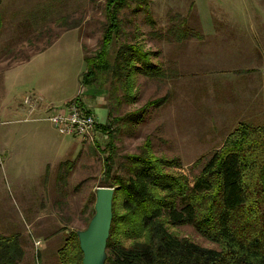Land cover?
<instances>
[{
    "label": "rangeland",
    "instance_id": "1",
    "mask_svg": "<svg viewBox=\"0 0 264 264\" xmlns=\"http://www.w3.org/2000/svg\"><path fill=\"white\" fill-rule=\"evenodd\" d=\"M197 1L134 0L121 12L122 29L113 47L133 40L143 44L144 49L157 54L154 62L168 76L162 80L137 76L132 104L125 102L118 86L117 97L110 101V84L92 90L80 84L86 68L83 56L94 55L100 47L105 0L1 1L0 234L21 235L25 251L22 264H59L56 252L62 241L70 232L87 227L95 190L107 185L102 177L105 135L94 131L87 138L60 136L47 120L51 107H65L69 103L62 102L71 97L77 104L84 100L83 106L90 111L94 108L101 125L117 130L114 146L119 156L136 152L149 137L153 153L178 158L180 172L188 177L201 169L190 171V167L221 148L239 125L227 124L236 110L227 113L225 108L229 102L245 99L247 85L263 87L264 38L222 35L199 42L189 36L196 34L194 30L188 33L190 41L181 47L173 41L179 32L170 28L185 26L182 10ZM139 5L142 9L135 12ZM44 7L51 14L35 28L48 31V35L57 32L56 38H46L45 33L39 38L34 31L24 29L27 13ZM221 15L218 19L223 29L227 16L224 12ZM60 18L67 20L60 23ZM188 23L196 24L195 18H189ZM244 29L254 28H238ZM47 40L52 42L50 47L35 61L9 71L28 62ZM30 86L38 87L44 95L40 105H48L45 113L31 114V103L22 104L24 97H35L32 94L37 90L33 92ZM160 98H165L164 103L146 110L137 124L117 121ZM100 99L105 102L101 107L97 105ZM107 105L112 108L109 117ZM260 111L263 117L259 115L251 125L264 127V109ZM177 232L201 247L214 248L191 227H181Z\"/></svg>",
    "mask_w": 264,
    "mask_h": 264
},
{
    "label": "trees",
    "instance_id": "2",
    "mask_svg": "<svg viewBox=\"0 0 264 264\" xmlns=\"http://www.w3.org/2000/svg\"><path fill=\"white\" fill-rule=\"evenodd\" d=\"M133 1L105 0L100 47L94 55L83 57L86 68L80 76V84L91 90L110 84V101L120 88L129 104L135 99L137 76L168 78L154 62L157 54L144 49L143 44L133 40L113 47L122 29L119 16ZM140 9L139 5L134 11ZM49 14L46 7L29 11L24 29L34 31L39 38L44 33L46 38H56L57 32L48 35V31L35 28ZM170 29L179 32L174 42L187 39L186 24ZM51 43L47 40L37 51H45ZM164 99L149 101L117 121L137 124L146 110L160 107ZM106 107L109 117L112 108ZM95 131L106 137L102 177L105 187L114 189L105 264H264V127L240 123L221 148L190 167V171L201 167L190 178L180 172L178 158L156 156L149 137L136 152L119 156L114 146L117 130L98 122ZM93 214L94 207L88 211V223ZM186 226L214 248L201 247L181 236L177 230ZM24 257L21 235L0 234V264H22ZM56 258L59 264H82L76 232L62 241Z\"/></svg>",
    "mask_w": 264,
    "mask_h": 264
},
{
    "label": "crops",
    "instance_id": "3",
    "mask_svg": "<svg viewBox=\"0 0 264 264\" xmlns=\"http://www.w3.org/2000/svg\"><path fill=\"white\" fill-rule=\"evenodd\" d=\"M182 12H184L182 17L183 20L187 22L186 26L187 28H189V32L196 30V34H189L190 38L195 37L199 42H202L203 38H222V35H224L226 38H264V0H198L197 3L195 2L192 5H188L185 9L182 10ZM221 12H224V15L227 16V26H225V28L223 29H221L222 25H219V19H222ZM193 17L196 20V24H189V18L193 19ZM237 19H240V21H237ZM254 19L256 20V22H254ZM246 26L254 29H244L245 31L238 30V28H245ZM190 38L187 37V39H183L182 43H179L182 44L181 47H184V45L190 41ZM45 51L31 55L28 62L26 61V63L24 62V64L22 63L20 65H17L16 67H12L9 71L12 72L14 69H19L29 65L39 56H41ZM30 89L33 92L34 90H37L32 94L35 97L33 99L30 96L24 97L22 104L28 105L29 103H31V114H33V111H35V113H37L38 115L45 113L47 111L46 107H48V105H45L43 103L42 106L40 105V103L44 101L43 98H45L44 95L39 93L41 92V90L38 87L33 86H30ZM256 92H259V94H257ZM244 95L245 99L243 101H236L234 104L229 102V104H227L225 112L227 111L228 113L236 110V112L234 113V119L229 120L227 124H253L255 122L254 120H256L259 115L263 117L260 110L263 111L264 109V85L263 87L257 89H255L252 84L247 85ZM73 98L71 97L69 99H66L62 102V104H67ZM26 99L28 100V103H25ZM257 101L258 105L256 104ZM48 102L51 103L50 101ZM97 105L101 107L105 105V102L100 99L97 102ZM51 108L53 110H57L61 107ZM91 108V112L94 113V108ZM19 111L22 113H26L25 109H21ZM94 115L96 114L94 113ZM227 131L228 128L223 133H226Z\"/></svg>",
    "mask_w": 264,
    "mask_h": 264
},
{
    "label": "water",
    "instance_id": "4",
    "mask_svg": "<svg viewBox=\"0 0 264 264\" xmlns=\"http://www.w3.org/2000/svg\"><path fill=\"white\" fill-rule=\"evenodd\" d=\"M113 196L112 188L101 187L95 190L94 214L87 227L76 232L82 253V264H105L106 262Z\"/></svg>",
    "mask_w": 264,
    "mask_h": 264
},
{
    "label": "built area",
    "instance_id": "5",
    "mask_svg": "<svg viewBox=\"0 0 264 264\" xmlns=\"http://www.w3.org/2000/svg\"><path fill=\"white\" fill-rule=\"evenodd\" d=\"M28 103V100H25ZM60 136L87 138L92 136L98 123L97 117L85 106L69 103L53 110L47 119Z\"/></svg>",
    "mask_w": 264,
    "mask_h": 264
}]
</instances>
